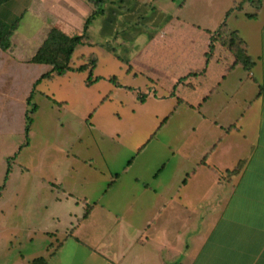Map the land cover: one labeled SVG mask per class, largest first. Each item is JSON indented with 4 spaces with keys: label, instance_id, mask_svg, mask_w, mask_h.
Listing matches in <instances>:
<instances>
[{
    "label": "crops",
    "instance_id": "0c3cea01",
    "mask_svg": "<svg viewBox=\"0 0 264 264\" xmlns=\"http://www.w3.org/2000/svg\"><path fill=\"white\" fill-rule=\"evenodd\" d=\"M177 2L105 0L99 17L106 25L97 34L127 37L129 25L139 45L133 58L116 57L123 80L85 81L91 89L103 82L99 100L88 105L82 125L69 115L71 140L57 145L55 158L39 161L42 248L28 258L10 254L11 264L39 257L48 264H264V0L253 19L255 5L246 0ZM93 11L92 0H9L0 19L21 20L13 50L0 51V61L28 71L52 28L81 34ZM223 22L243 39L251 71L229 69L233 58L221 41L207 60ZM48 72L35 83L69 84L68 74L78 73L41 80ZM40 94L68 113L66 96ZM101 105L112 110L104 125L91 117ZM119 151L127 154L120 165ZM16 232L9 231L11 247ZM28 238L35 241V230Z\"/></svg>",
    "mask_w": 264,
    "mask_h": 264
},
{
    "label": "rangeland",
    "instance_id": "374dc122",
    "mask_svg": "<svg viewBox=\"0 0 264 264\" xmlns=\"http://www.w3.org/2000/svg\"><path fill=\"white\" fill-rule=\"evenodd\" d=\"M178 2L180 3L181 0H178ZM127 6H132V3H127ZM108 8L112 13V6ZM24 23H22V28L26 26ZM105 23L106 20H102L100 17L95 18L92 29L96 33H93L92 40L96 44L101 43L92 47L78 46L74 54V61L78 62V65L83 64L84 61L77 59L80 54L86 56L94 54L98 59V65L93 70V77L117 75L119 79L123 80L125 69L121 66L124 65L116 57L133 58L134 50L139 44L135 42L134 30L129 25L130 30L126 32L127 37H123V35H119L117 39L110 37V35L101 37L97 33L99 31L101 33L103 26L106 25ZM114 25H116L115 21L108 24L109 27H114ZM0 51L2 50L0 49ZM5 61L8 62V65L3 64ZM5 61H0V187H4L0 194V264H11L16 260L12 256L20 254L28 258L36 254L34 251L37 252L38 249L42 248L39 231L44 223V210L39 205L38 197L41 190V186L38 184L40 181L37 179V175L41 171L39 161L46 162L47 158H55V155L60 154L61 149L57 145L61 143L65 145L67 141L71 140V123L74 126H77L75 121H78L80 125L85 123V116L88 115L89 110L88 105L92 106L93 103L99 100L98 93L102 92L103 82H100L97 88H87L85 81L89 77V71H85L68 74L71 77L69 78V84L71 85L68 84L67 80L61 83H58L57 80L37 85L34 78L40 72H48L50 70L49 66H35L36 64H32L28 68L29 70L26 71V68H19L9 63L7 59ZM68 85L69 87L72 86L73 92L69 91ZM35 87L36 91H34ZM41 90L56 92L60 97L66 96L70 107L68 113L66 107H63L62 113L56 112V108L54 109L55 102L52 101L51 104L44 99L40 94ZM34 105H37L38 111L36 115L32 116L31 131L33 133L30 135V145L24 146L26 117L28 111H31ZM101 106L99 110L92 113L91 117L92 121H95L99 116V123L104 125L108 123L107 115L110 116L112 110L106 108V106ZM69 115H72L73 120L70 119ZM130 122L135 123V120L129 118L127 123ZM79 130H82L81 126ZM83 133L84 130L81 131V134ZM87 139L91 140L88 134L85 135V141ZM96 141L99 142L97 135L95 136V143L97 144ZM21 146L24 147L19 152ZM126 155L123 151L116 154L119 165L124 161ZM9 160H11L10 166ZM30 165H32V172H23V169L26 166L30 167ZM9 168L10 173L7 176ZM27 174L32 175L28 176ZM7 223H13V226L7 227ZM14 229L17 232L13 237L14 243L11 247L9 237H12V233H9V231ZM34 230L37 238L31 243L28 235L34 233Z\"/></svg>",
    "mask_w": 264,
    "mask_h": 264
},
{
    "label": "trees",
    "instance_id": "16d2710c",
    "mask_svg": "<svg viewBox=\"0 0 264 264\" xmlns=\"http://www.w3.org/2000/svg\"><path fill=\"white\" fill-rule=\"evenodd\" d=\"M9 0H0V7L7 3ZM255 5L256 12L248 17L253 19L256 18L262 7V0H246ZM94 5L93 13L86 19L83 31L78 35H68L61 29L54 27L52 28L42 45L40 46L37 53L31 59V63L36 65H45L50 67V71L43 75L41 80H54L57 77L64 76L70 71L76 70L77 72L89 71L88 81L91 82L93 79V70L98 65V59L94 54L82 55L79 60L84 61V64L80 65L77 69L73 67L75 64L74 54L78 46H92L93 41L88 34V30L95 20V18L105 14V0H92ZM241 6L240 4L238 7ZM237 7V8H238ZM20 19L7 23L0 19V49L2 51H12L14 46L12 43V37L17 31ZM221 41L226 47V50L233 58V65L229 67L231 69L233 66H240L246 71H251L254 67V60L249 55L246 45L237 31L231 30L226 22H223L218 30L212 33L210 38V46L207 54V60L210 61L215 52L216 44ZM192 75V74H191ZM117 85H119L116 78L112 79ZM36 111V107H33L31 111H28L26 117L25 126V145H29L30 142V130L33 122L32 115ZM21 146L19 152L24 147ZM18 152V153H19ZM11 160H9V166ZM10 173V168L8 169L7 176ZM7 180V178H6ZM4 187H0V194ZM90 208L87 209V215ZM30 264H48L47 259L44 257H39L31 261Z\"/></svg>",
    "mask_w": 264,
    "mask_h": 264
}]
</instances>
